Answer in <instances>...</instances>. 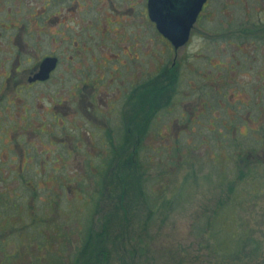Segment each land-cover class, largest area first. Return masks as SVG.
Returning a JSON list of instances; mask_svg holds the SVG:
<instances>
[{
	"label": "rangeland",
	"instance_id": "obj_1",
	"mask_svg": "<svg viewBox=\"0 0 264 264\" xmlns=\"http://www.w3.org/2000/svg\"><path fill=\"white\" fill-rule=\"evenodd\" d=\"M16 2L18 1H12L13 8H15ZM140 2L144 3V0H140ZM140 2L137 7H140ZM214 3L215 1L212 0L211 7L209 8V4L207 9L213 8ZM1 5L8 6L9 4L0 0V7ZM96 8H98V4ZM90 11L91 16L96 15L94 7L90 8ZM1 12L4 13L3 8H1ZM213 12L209 18L215 20ZM106 13L110 20H107L109 24L105 25L101 19L100 25L102 28L108 29H102V32L107 34L105 39H109L110 36H114L112 34L113 30L116 29L113 27L115 26L114 20L118 16L113 13V9H108ZM132 18L137 21L133 25L134 29L138 27L139 34L145 36L144 47L145 50H148V42L150 43L154 36L151 35L150 31L147 33L144 27L140 25V15H133ZM251 19L255 20L253 16ZM214 20L209 21L207 25L214 28L213 25H216ZM125 26L120 27L116 36L121 34V37L125 39L129 37L128 41L132 42L133 37L129 35L131 28L128 27L129 25ZM200 26L202 27V25ZM197 28H200L199 25ZM194 37L188 49L191 51L189 52V63L196 62V64L201 65L207 53L212 55L213 64L221 58L224 59L225 56L229 58L231 55L233 45H230L225 52L221 50L220 46H217L218 44L216 46L210 44V48H208L209 44H200L197 42L199 39ZM75 39L77 42L82 41V44L78 43V45H85L90 50L81 47L82 52L79 54L77 49L72 48L68 57L75 60L79 55H82L79 59L84 65H93L94 60L91 59L100 54L104 44L108 47L111 44L116 46L114 43H109L110 40H102V43L95 46V40L99 39L98 35L88 37L82 35L75 37ZM67 43V46L74 47L69 40ZM54 44V42L51 43V45ZM161 49L163 51L159 54L160 59L170 62L174 57V51L166 46ZM181 52L182 49H179L175 56L180 57ZM193 55L196 57L194 61L191 58ZM120 57L126 60L127 69L135 72L140 71V68L150 67L155 59L153 54L151 55L146 51L144 57L147 63L143 62V65L139 63L140 68H138V60L141 59V56H138L137 61L131 60L130 57V62H128L126 55L121 54ZM63 59L64 57L60 56L61 62L57 63V68L52 77L47 79L46 84L38 83L37 87L28 88L25 92L22 91L18 94L19 98L17 99L19 101L26 100L29 102L35 100L37 93L44 91L54 94L53 100L61 96L60 100L64 105H52L53 112L47 113L43 109L40 111L43 112V117L48 119L47 121L37 122L35 127L33 126L31 129L18 128L21 124L13 125L12 121L16 119L14 114L21 106L17 103V107L15 105L14 107L9 100V103H5L3 99L0 100V264H66L68 260L67 249L72 252L80 242L77 236L79 233H83V230L79 232V228L75 227L76 222L72 215L75 213V209L80 212L84 211V208L79 207L80 198L72 199L71 191H67L65 197V194L61 193L62 186L58 184L59 195L53 191L50 192L49 188L55 187L56 178L62 177V175L64 178H72V184L77 181L78 176L83 175L82 177H84L87 173L85 170L89 167L87 156L84 155L85 150L90 149L97 153L98 147L102 144L98 139L100 134L91 133V138L82 143L81 147L72 145V152L66 156L65 148H69V143H73L74 136H79L75 132L78 130L82 119L71 121L67 119L61 121L60 119L56 122L51 118L53 115H50L69 110L64 102V97L74 91V87L69 86V82L73 81L74 77L63 70L64 65L66 66L70 60L64 59V62ZM30 60L29 62L21 60V64L28 67L31 65ZM96 60L100 62L99 57ZM180 64L186 69L184 63ZM205 65L211 69L216 67L209 65L208 62ZM176 71L178 73L176 76H172L168 80L164 79L163 83H166L163 86L168 85L171 88V86L175 87L179 83V75L182 72L178 69ZM119 75L120 77H115L112 83H106L105 87L99 83V88L107 93H99L101 100L112 98L116 94L118 99L122 95L121 90L126 83L124 78L125 80L128 79V74L124 72L123 75L121 73ZM241 78V81L233 83L232 86L238 88V84L242 85L246 95L252 96L253 92L250 88L256 79L253 72H248ZM157 79L155 78L151 82L155 83ZM118 92L121 94L118 95ZM209 93L215 98H220L214 90H210ZM252 97L249 99L251 100ZM183 99V102L177 104L170 102V110L156 116V122L151 130L152 134H149L145 140L144 148L140 151L145 161L151 165L150 170L153 172H156L159 166L165 165V162L169 163L174 157L182 164L169 163L167 172H164L160 177L159 183L154 181L152 184L156 191L149 195H153L154 199L145 207L141 205L142 207L137 211L131 210V221L123 229L127 235L118 243L114 242L108 264H123L118 261L119 258L124 259L125 264L127 262L128 264H264V132H254L253 129L247 130L246 128V125L262 126L260 119L253 117L257 109H262V106L258 107L252 100L248 102L249 105L253 106V113L249 119L246 118L245 124L239 118L228 122L224 108L210 105L207 108H200L204 112L200 113L196 120L201 121L202 124L194 121L189 124L176 125L174 122L179 120L181 113L198 112L199 107L194 106L195 100L193 104H189L190 98L184 97ZM65 113L67 112H61L60 115ZM216 113L219 114L218 117L215 116ZM38 119H40V115ZM221 120L224 121L225 125L231 127L224 126ZM92 125L88 129L94 128ZM39 126L43 130L38 129ZM218 130L221 131L218 132ZM18 131H24L25 134L18 135ZM64 132L68 134V137L64 136L65 140L61 142ZM171 144L176 145L170 146ZM236 147L243 148L244 153L238 160H232V152ZM96 153L93 152L90 157L92 163L98 161L97 156L94 155ZM166 154L168 156L174 154V156L170 159L162 156H166ZM158 158H161L163 162ZM19 161L26 164L23 177H26L28 181L31 179L33 183H37L35 186L36 197H30V188L25 187L20 182L21 173L9 169L11 165H16ZM236 162L239 165L235 168ZM245 166H248L249 172L245 173V169V175L238 176V167L242 171ZM90 167L93 168L91 165ZM236 193L240 197H236ZM48 195L57 198V201L53 202L52 210L49 211L45 210L47 207L44 208L45 203H48L46 200ZM230 195L235 199L231 200L228 206L223 205L219 208L220 204L217 201L225 200V197ZM31 200L35 206L29 207ZM65 203L68 205L67 212L60 208ZM41 214L43 218L50 214L53 215V223H58L61 220H57V216L67 220V226L63 227L65 230L63 232L66 233L63 236V245L59 243L60 240L55 239V234L51 229L44 228V223L39 220L43 219L39 217ZM99 215L100 212L94 214V221L99 219ZM148 215H150V219L145 220V216ZM230 215L235 216L233 224L224 222L225 218ZM34 218H39V223L33 220ZM112 227L114 232L118 229L115 224ZM230 232L235 238L239 237L237 244L230 243L228 235L225 236L226 233L229 234ZM218 236L222 238L221 242H219ZM44 237H48L52 242L38 247L36 242H46ZM127 243H129V250L133 248L134 252H128ZM122 247H124L123 250H120ZM60 251L64 257L56 254ZM38 255L41 257L39 258ZM124 257L128 258L127 262ZM77 263L79 262L77 261Z\"/></svg>",
	"mask_w": 264,
	"mask_h": 264
},
{
	"label": "flooded vegetation",
	"instance_id": "obj_2",
	"mask_svg": "<svg viewBox=\"0 0 264 264\" xmlns=\"http://www.w3.org/2000/svg\"><path fill=\"white\" fill-rule=\"evenodd\" d=\"M12 1L4 0L9 5L0 7V20L2 19L0 21V75L2 78L0 80V100L3 99L5 103L10 102L13 106H16L17 103L21 106L14 114L16 119L12 121L13 125L21 124L18 128L31 129L35 123L48 120L43 117V112H40L42 109L49 113L53 112L52 105H64L61 103V96L53 100L54 94L47 91L37 93L35 100H30V102L17 99L19 98L18 94L22 91L25 92L31 87L35 88L38 83L46 84L47 79L52 77L57 68V63L61 62L60 56H63L64 59L70 60L66 66L64 65L63 70L74 77L73 81L69 82V86H73L74 91L64 97V102L69 110L61 112L67 113L62 116L61 112L50 115H53L51 118L56 122L60 119L61 121L82 119L75 132L79 136H74L73 143H69V148H65L66 151L70 149L72 152V145L81 147L82 143L91 138V133L100 134L98 139L102 146L98 149L107 146L109 141L117 142L125 128L134 133L132 130L135 128L147 125L149 134H152L151 130L156 122V116L169 111L170 102L172 104L183 102L184 97L190 98L189 104L196 101L194 106L199 107L198 112L181 113L179 120L174 122L176 125L189 124L194 121L202 124L201 121L196 120L199 118V114L204 112L200 108H207L210 105L224 108L228 122L239 118L245 124L246 118L249 119L253 113V106L248 103L252 100L258 107L262 106V109L258 110V108L256 114L253 115L254 118L260 119L262 126L246 125V128L247 130L253 129L254 132H264V0H214V7L210 10L207 7L209 4V8L211 7L212 0H202L194 13V18L189 10L193 0H152L151 7L148 4L149 0H144V3H141L140 0H17L15 8H13ZM139 2L141 5L137 7ZM97 4L98 8H96ZM92 7L96 11L94 16H91L90 8ZM1 8L4 13L1 12ZM108 9H113V13L118 17L116 16L117 19L114 20L115 26L113 27L116 29L111 28L114 36L105 39L107 34L102 32V29H108L102 28L100 22L103 19L105 25L109 24V17L106 16ZM212 12L215 14V20L209 18ZM133 15H140V25L147 33L150 31L154 36V39L150 43L148 42V50H145L144 47L145 36L139 34L138 27L135 29L133 27L134 23H137L132 18ZM251 16L255 20H252ZM212 20L216 22V25H213L214 28L207 25ZM125 25H129L128 27L131 28L129 35L133 37L132 42L128 41L129 37L125 39L121 37V34L116 36L120 27ZM184 27H188V29L187 36L182 42H178V38L173 41L161 30L169 28L177 31ZM178 32L180 33L179 30ZM82 35L86 37L98 35L99 39L95 40V46L108 40H110L109 43H114L116 46L111 44L108 47L103 43L104 46L101 47V52L97 56L100 62L96 60L97 57L93 56L95 57L91 59L94 60L93 65H84L79 59L82 55H79L75 60L68 57L72 48L77 49L79 54L82 52L81 47L90 50L85 45H78V43L82 44V41L77 42L75 37ZM194 36L199 39L198 43L209 44L208 48H210V44H214V46L218 44L217 46H220L221 50L225 52L230 45H233L231 55L229 58L225 56L224 59L221 58L213 64L212 55L207 53L201 65L196 62L189 63V52L191 51L188 49ZM67 40L74 47L67 46ZM52 42L55 44L51 45ZM163 46L174 51V57L170 62L160 59L159 54L162 53ZM179 49H182L181 55L176 57L175 53ZM146 51L153 54L154 63L148 68L141 69L139 63L141 65L143 62L147 63L144 57ZM121 54L126 55L128 62L132 59L137 61L138 56H141V59L138 60L140 71L135 72L131 69L129 71L126 60L120 57ZM47 56L55 58L54 67L48 71L47 77H35L41 60ZM191 58L194 61L196 57L193 55ZM21 60L28 62L30 60L31 65L24 67ZM109 61H111L110 64ZM207 62L216 67L214 69L207 68L205 65ZM180 63H184L186 69ZM176 69L182 72L179 75V83L171 88L168 85L163 86L166 83H163L165 78L168 80L178 74ZM123 70L127 72L128 79L124 78L126 83L121 90L122 95L118 99L116 94L115 99L112 97L101 100L99 93L106 92L99 88V83L105 87L106 83H112L115 77H120V73L123 75ZM251 71L256 77L250 88L253 97L246 95L242 85L238 84V88L232 86L233 83L241 81L242 75ZM155 78H158L156 81L160 83L161 91L163 90V96L161 95L159 100L163 101L166 92L168 94L170 92L171 95L164 106H159L153 115L150 113L148 116L147 109L151 102L150 86L153 84L151 80H155ZM210 90H214L220 98L213 97L209 93ZM119 93L118 95L121 94ZM249 97L252 99L250 100ZM5 103L2 104L5 105ZM39 115L40 119H38ZM215 116L218 117L219 114L216 113ZM222 124L231 127L225 125L224 121ZM91 125L94 128L90 130L88 128ZM38 129H42V127L39 126ZM220 131L218 130V132ZM22 133L25 134L24 131H18V135ZM64 136L68 137V134L64 132L61 142L65 140ZM236 149L234 150L236 151ZM90 157L91 154L87 155V163L92 162ZM25 167L26 164L19 161L16 165H11L9 169L19 172V170L24 171Z\"/></svg>",
	"mask_w": 264,
	"mask_h": 264
},
{
	"label": "trees",
	"instance_id": "obj_3",
	"mask_svg": "<svg viewBox=\"0 0 264 264\" xmlns=\"http://www.w3.org/2000/svg\"><path fill=\"white\" fill-rule=\"evenodd\" d=\"M150 89L151 102L147 109L148 116L150 113L153 115L159 106H164V104L169 101L168 98H170L171 95L170 92L169 94L166 92L163 101H160L159 98L161 95L163 96V90L161 91V85L157 81L150 86ZM142 127H137L132 130L134 133H131L129 129L125 128L122 131V136L120 137L121 140L119 139L120 141H109L108 145L103 148H99L97 153L93 151L96 153L94 155L97 156L98 161L94 163L89 162L91 164L88 163L89 167L85 170L87 173H85L86 175L84 174V177H82L83 175L78 176L76 178L77 181L72 184V178H64L62 175V177L60 176L56 178L57 183L55 187L49 188L50 192L53 191L58 195L60 194L58 185L62 186L61 193L65 194L67 191H71L73 197L72 199L80 198L81 203L79 202V207L84 208L85 211L80 212L75 209V213L72 214L74 216V221L76 222L75 227L79 228V232L83 230V233L78 232L79 236L77 237H79L80 242L76 245L75 249L72 252L67 249L68 260L66 261V264H108L109 257L112 255L111 247L114 245V242L118 243L127 235L123 229L131 221V210L137 211L142 206H147V203H150L154 199L152 197L153 195H149L151 192L153 193L156 191L152 184L154 181L159 183L160 177H162L164 172H167L169 163L182 164L176 159V157L172 158L174 154L173 156H168L166 154V156H162L168 157L169 159L172 158L169 163L165 162V165L159 166V169L156 172L150 170L151 165L145 161V158L142 157L140 153L146 144L144 140L149 135V126L142 125ZM175 145L176 144H171L170 146ZM236 148V151L233 150L232 152V160H238L243 156L244 149L239 147ZM70 151V149L67 151L66 156H69ZM93 152L88 149L85 150L84 155H92ZM158 155L161 156L160 153H158ZM161 158L158 159L163 162ZM90 165L93 168H91ZM238 165L239 164L236 162L235 168ZM247 169L248 166H245V168L241 171V168L238 167V176L241 177V175H245L248 171ZM19 172L21 173L19 177L20 182L23 183L25 187L30 188V197H36L37 191H35V186H37V183H33L31 179L28 181L26 177H23V171L19 170ZM70 175L71 174L69 173V176ZM26 183L29 184L27 185ZM236 195V197H240L238 193H236ZM233 199L235 198L230 195L228 197L226 196L225 200L221 199L220 201H217L218 204H220L219 208L223 205L228 206ZM46 200L48 203H45V205L43 203L44 208L47 207L45 210H52L53 202L57 201L56 196L49 197L48 195ZM30 202V205H28L29 207L35 206V203H33L32 200ZM67 206L68 205L65 203L63 207L60 206V208L67 212ZM96 212H100V215L99 219L94 221V214ZM150 215L145 216L144 219H150ZM52 216L53 215L50 214L49 216L43 218V215L41 214L39 217L43 219L34 218L33 220L38 223L39 220L42 221L44 223V228L51 229L55 234V239L60 240L59 243L63 245V236L66 234L63 232L65 231L63 227L67 226V220L57 216V220H61L58 223H53ZM234 218L235 216L232 215L227 216L224 222L227 224L228 222L233 224ZM94 223L96 224L94 225ZM113 224H115L117 226L116 228H118L115 232L111 229L113 228ZM225 236L229 237L230 243L237 244L239 241V237L235 238L232 232L229 234L226 233ZM218 238L219 242H221L222 238H220V236H218ZM43 239H46V242H36L38 247H41L44 244L48 245L47 243L52 242L48 237H44ZM124 244L122 245L124 246ZM128 246L129 243L126 245L128 252H134L133 248L129 250ZM123 248L124 247L120 248V250H123ZM56 254L64 257L61 251ZM40 257L41 256H39V258ZM124 258L127 262L128 258ZM77 261L79 263H77ZM118 261L125 264L124 259L122 258H119ZM126 264H128V262Z\"/></svg>",
	"mask_w": 264,
	"mask_h": 264
},
{
	"label": "water",
	"instance_id": "obj_4",
	"mask_svg": "<svg viewBox=\"0 0 264 264\" xmlns=\"http://www.w3.org/2000/svg\"><path fill=\"white\" fill-rule=\"evenodd\" d=\"M151 1L152 0H149L148 1V4H150V7H151ZM191 5H190V12H191V15H192V18H194V13L196 11V9L199 7V5L201 4L202 0H193L191 1ZM179 21V20H178ZM187 29L188 27H184L183 28H179L178 30L180 31V33L178 32V30H172V29H169V28H163L161 29L162 30V33H165L166 35H168L173 41L178 38V42H182L185 37L187 36ZM55 58L54 57H50V56H47L46 58L42 59L41 60V64H40V67L39 69L36 71V74H35V77H39V78H45L47 77L48 75V71L54 67L55 65V62H54Z\"/></svg>",
	"mask_w": 264,
	"mask_h": 264
}]
</instances>
